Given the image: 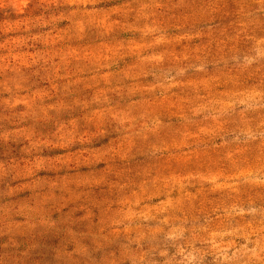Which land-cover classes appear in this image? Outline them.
I'll use <instances>...</instances> for the list:
<instances>
[{"label": "rangeland", "instance_id": "rangeland-1", "mask_svg": "<svg viewBox=\"0 0 264 264\" xmlns=\"http://www.w3.org/2000/svg\"><path fill=\"white\" fill-rule=\"evenodd\" d=\"M0 264H264V0H0Z\"/></svg>", "mask_w": 264, "mask_h": 264}]
</instances>
